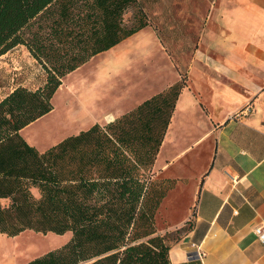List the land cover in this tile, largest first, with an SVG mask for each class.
I'll list each match as a JSON object with an SVG mask.
<instances>
[{"label": "trees", "instance_id": "trees-1", "mask_svg": "<svg viewBox=\"0 0 264 264\" xmlns=\"http://www.w3.org/2000/svg\"><path fill=\"white\" fill-rule=\"evenodd\" d=\"M136 3L0 0V55L25 45L46 71L39 88L0 100V232L72 234L27 264H171L173 240L155 218L175 180L155 168L186 78L45 150L22 134L53 110L65 76L148 26L144 11L126 22Z\"/></svg>", "mask_w": 264, "mask_h": 264}, {"label": "crops", "instance_id": "crops-1", "mask_svg": "<svg viewBox=\"0 0 264 264\" xmlns=\"http://www.w3.org/2000/svg\"><path fill=\"white\" fill-rule=\"evenodd\" d=\"M168 48L148 24L93 58L110 55L101 73L110 83L142 79L141 91H127L132 103L181 81ZM186 75L156 161L194 188L184 213L192 228L171 244V264H264L254 232L264 222V0H216Z\"/></svg>", "mask_w": 264, "mask_h": 264}, {"label": "rangeland", "instance_id": "rangeland-1", "mask_svg": "<svg viewBox=\"0 0 264 264\" xmlns=\"http://www.w3.org/2000/svg\"><path fill=\"white\" fill-rule=\"evenodd\" d=\"M215 3L216 0H137V3L125 13V19L129 25H132L137 22L138 18L136 17H140L138 12L144 11L149 24L159 29L166 39V45L169 47L168 51L176 69L184 78L188 79L186 69L190 63V56L195 49L210 9ZM108 56L110 55L91 58L85 65L76 69L77 71H72L63 78L62 85L65 84V81L87 77L88 88L86 86L81 90L87 96V101L83 102L79 98L80 95H70L66 90L58 91L53 99V110L25 127V136H23L30 143L40 151L45 150L57 144L61 139L87 128L96 120H101L99 121L101 124L108 122L106 114L110 112L117 118L119 115L133 110L142 102L144 98H140V101L129 102L127 93V91L132 93L135 89L142 90L143 85L140 77L137 85L129 87H127L124 77L111 81L112 84L108 79L103 78L101 73L108 67L106 62ZM168 63L163 65L167 66ZM125 66L120 65L119 67L122 70ZM138 72L133 71L131 74H139ZM45 79L46 71L41 64H38L25 45L15 46L0 55V100L16 87L26 86L30 89H37L45 83ZM92 85L93 87H89ZM109 89H112L114 94L111 100L105 94ZM106 107L114 111L106 112L103 116H99L100 118L93 117L100 115L99 113ZM49 138H53V140L45 143ZM163 164L155 168L156 176L169 177L175 181L173 188L168 190L163 199L155 219L158 232H168L170 239L175 242L176 238H181L184 235L190 227L189 222H192L185 220L184 213L191 206L188 199L192 197L194 188L187 177L171 176L162 171ZM189 218L191 217L189 216ZM71 236V232L58 235L53 232H38L33 229H27L12 236L0 232V239L5 241L23 242L27 246L38 245L37 247L34 245L33 251L28 253L19 264H27L29 260L44 255V252L59 248L67 243L72 238Z\"/></svg>", "mask_w": 264, "mask_h": 264}, {"label": "bare ground", "instance_id": "bare-ground-1", "mask_svg": "<svg viewBox=\"0 0 264 264\" xmlns=\"http://www.w3.org/2000/svg\"><path fill=\"white\" fill-rule=\"evenodd\" d=\"M71 75H73V74H71ZM69 78H71V77H69ZM83 78H81V79L75 78L74 80H71L69 82L65 81V84L61 85L55 94H57L58 91H60V90H61V92L66 90L70 95L71 94L74 96L80 95L79 98L83 102L87 101V99H88L87 96H85V94L81 90H83L84 87L86 88L88 79H87V77H83ZM89 87H93V85L89 86ZM87 88H88V86H87ZM106 118L109 120H113L114 115L112 113H108V114H106ZM25 130H26V128L22 130V134L24 136H25ZM51 140H53V138L47 139V141H45V143H47ZM34 245L36 247L38 246L37 244L27 246L23 242H13V241L11 242V241H5L3 239H0V264H19L21 260L26 258L28 253L33 251L32 249L35 248Z\"/></svg>", "mask_w": 264, "mask_h": 264}, {"label": "built area", "instance_id": "built-area-1", "mask_svg": "<svg viewBox=\"0 0 264 264\" xmlns=\"http://www.w3.org/2000/svg\"><path fill=\"white\" fill-rule=\"evenodd\" d=\"M254 232H256L258 238L264 242V222L262 225L256 226L254 228ZM202 252H198L197 256H201Z\"/></svg>", "mask_w": 264, "mask_h": 264}]
</instances>
